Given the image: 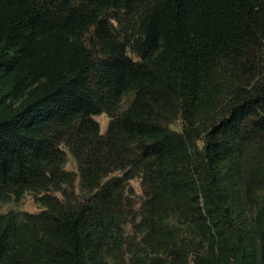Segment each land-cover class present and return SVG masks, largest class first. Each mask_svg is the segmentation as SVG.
Listing matches in <instances>:
<instances>
[{
    "label": "trees",
    "instance_id": "trees-1",
    "mask_svg": "<svg viewBox=\"0 0 264 264\" xmlns=\"http://www.w3.org/2000/svg\"><path fill=\"white\" fill-rule=\"evenodd\" d=\"M26 193L0 264H264V0H0V204Z\"/></svg>",
    "mask_w": 264,
    "mask_h": 264
},
{
    "label": "rangeland",
    "instance_id": "rangeland-1",
    "mask_svg": "<svg viewBox=\"0 0 264 264\" xmlns=\"http://www.w3.org/2000/svg\"><path fill=\"white\" fill-rule=\"evenodd\" d=\"M83 38H84L86 48L92 50L91 34L88 33L84 35ZM128 99L129 97H125L123 99V103H122L123 107L126 105V101ZM93 118L99 124L100 133L104 134L106 131L108 122H109V117L105 113H101L99 115L94 116ZM65 169L69 171L77 172L76 164L69 153H67V161L65 164ZM78 182H79V177L77 176L75 180L76 186L78 185ZM130 185L133 187L135 194L139 195L141 193L139 181L137 179L130 181ZM9 211H26V212L36 213L40 211V207L38 203L35 201L34 196L30 193H26L19 200L12 198L11 200L0 204V213H6ZM125 230H126L127 236L129 237L128 240L130 242H133L131 244L136 243V241L132 239L134 238V236H132L133 228L131 227L130 224L125 226Z\"/></svg>",
    "mask_w": 264,
    "mask_h": 264
}]
</instances>
